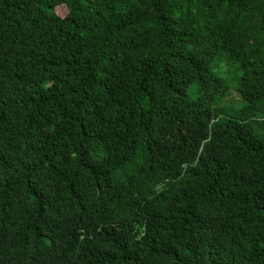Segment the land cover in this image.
Here are the masks:
<instances>
[{"label": "trees", "instance_id": "16d2710c", "mask_svg": "<svg viewBox=\"0 0 264 264\" xmlns=\"http://www.w3.org/2000/svg\"><path fill=\"white\" fill-rule=\"evenodd\" d=\"M0 264H264V0H0Z\"/></svg>", "mask_w": 264, "mask_h": 264}, {"label": "rangeland", "instance_id": "374dc122", "mask_svg": "<svg viewBox=\"0 0 264 264\" xmlns=\"http://www.w3.org/2000/svg\"><path fill=\"white\" fill-rule=\"evenodd\" d=\"M232 95H233V93H232Z\"/></svg>", "mask_w": 264, "mask_h": 264}]
</instances>
